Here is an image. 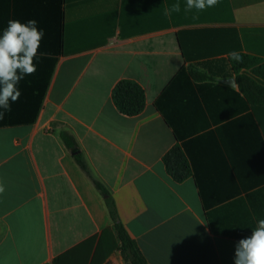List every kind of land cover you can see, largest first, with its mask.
Instances as JSON below:
<instances>
[{
    "label": "crops",
    "instance_id": "crops-1",
    "mask_svg": "<svg viewBox=\"0 0 264 264\" xmlns=\"http://www.w3.org/2000/svg\"><path fill=\"white\" fill-rule=\"evenodd\" d=\"M185 7L0 0V33L36 20L47 53L0 120V264H94L113 224L95 181L149 264H234L237 241L264 219V106L248 103L228 53L264 61V0ZM122 80L146 93L137 116L114 103ZM176 145L192 168L183 182L163 162ZM95 264L127 263L115 250Z\"/></svg>",
    "mask_w": 264,
    "mask_h": 264
},
{
    "label": "trees",
    "instance_id": "trees-1",
    "mask_svg": "<svg viewBox=\"0 0 264 264\" xmlns=\"http://www.w3.org/2000/svg\"><path fill=\"white\" fill-rule=\"evenodd\" d=\"M242 62L230 60L237 84L248 103L254 106H264V61L245 54ZM247 72V73H246ZM113 99L121 113L127 116H137L146 107V93L136 82L131 80L120 81L113 90ZM70 148L76 146L74 139L63 136ZM80 167L88 173L83 158L75 157ZM163 162L167 172L176 182H183L192 176V168L181 146L176 145L164 157ZM97 189L106 196V205L112 220V227L106 229L98 238L94 250L93 262L106 258L111 252L118 250L124 256L127 264H149L142 254L138 244L127 231L120 219L114 199L107 189L95 181ZM93 241V240H92ZM100 256H104L101 258Z\"/></svg>",
    "mask_w": 264,
    "mask_h": 264
},
{
    "label": "clouds",
    "instance_id": "clouds-1",
    "mask_svg": "<svg viewBox=\"0 0 264 264\" xmlns=\"http://www.w3.org/2000/svg\"><path fill=\"white\" fill-rule=\"evenodd\" d=\"M220 0H186L185 11L195 9L203 12L215 7ZM180 5L173 4L165 9V15L179 12ZM44 31L37 26L36 20L22 23L10 19L7 27L0 33V120L5 112L11 111V104L18 101L21 91L18 84L26 76L34 75L37 71L35 59L40 53V45ZM230 59L242 62L239 52L228 53ZM6 191L5 184L0 180V195ZM234 264H264V219L257 221L251 234L239 239L235 245Z\"/></svg>",
    "mask_w": 264,
    "mask_h": 264
},
{
    "label": "water",
    "instance_id": "water-1",
    "mask_svg": "<svg viewBox=\"0 0 264 264\" xmlns=\"http://www.w3.org/2000/svg\"><path fill=\"white\" fill-rule=\"evenodd\" d=\"M223 83L231 85V86H236V80L235 79H227V80H222Z\"/></svg>",
    "mask_w": 264,
    "mask_h": 264
}]
</instances>
